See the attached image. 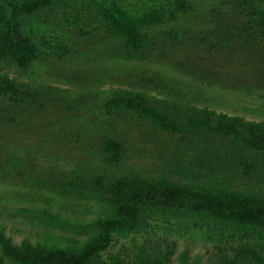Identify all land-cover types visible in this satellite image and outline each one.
I'll list each match as a JSON object with an SVG mask.
<instances>
[{"label": "trees", "instance_id": "16d2710c", "mask_svg": "<svg viewBox=\"0 0 264 264\" xmlns=\"http://www.w3.org/2000/svg\"><path fill=\"white\" fill-rule=\"evenodd\" d=\"M0 2V60L26 70L40 51L36 36L23 29L22 18L38 15L49 2ZM94 3L100 23L121 41L123 60L139 61L149 46L167 39L170 56L179 57L184 70L198 79L264 91V51L259 55L251 46L255 39L264 41V5L252 6L248 20L221 12L218 19L208 20L207 32L192 35L180 29L152 37L149 29L175 22L188 11L186 1L175 0L174 10L152 6L136 13L115 0ZM57 53L66 55L64 48ZM50 99V94L0 78L1 180L27 183L35 156L69 142V137L58 140L59 123L43 117L41 100ZM103 101L107 119L94 118L75 137L87 145L81 150L82 166L71 170L56 165L58 171L42 182L58 195L94 202L95 217L18 209L76 236L11 233L2 227L0 264H264V188L241 183L264 182V124L158 102L141 93L117 92ZM139 133L144 139L140 144L154 148L146 168L136 164L139 159L132 162L138 154L131 140ZM154 223L202 230L214 242L196 255L178 251V242L158 234Z\"/></svg>", "mask_w": 264, "mask_h": 264}, {"label": "rangeland", "instance_id": "374dc122", "mask_svg": "<svg viewBox=\"0 0 264 264\" xmlns=\"http://www.w3.org/2000/svg\"><path fill=\"white\" fill-rule=\"evenodd\" d=\"M47 1L49 4L38 15L22 18L23 29L28 34L36 36L39 58L26 70L7 60H0V78L30 88L44 96L50 94L52 99L48 102L41 100L44 104L43 117L45 121L53 120L59 123L57 125L61 130L57 135L59 141H62L63 137H69L70 140L62 142L63 148H47L35 156L34 169L25 180H28L27 183L0 179V229L5 227L7 232L11 233L34 230L44 235L53 233L76 236L73 232L64 234L58 229H52L46 222L33 219L18 209H52L64 217L78 216L87 220L95 217L97 205L94 202L58 195L44 189L42 182L48 181L50 173L55 174L58 171L56 165L66 166L71 170L75 166H82L79 163L84 161L81 150L87 145L81 139L77 141L75 137L77 133L80 134L79 131L85 129V126L89 127L94 118L107 119L103 99L113 93H141L158 102L180 107L207 108L216 113L240 116L246 121L264 124L263 90L226 88L209 84L214 81L198 79L188 70H184L178 63L179 57L170 56V49L166 46L167 39H164L166 43L161 40L158 45L149 46L139 61L123 60L120 57L121 41L100 23L94 0ZM115 1L131 13L152 6L175 9L173 5L175 0ZM184 1L187 2L188 11L179 14L175 22L149 29L150 36L158 34L165 36L169 31L180 29L188 30L192 35L200 30L207 32L211 29L208 20L218 19L221 12L237 14L243 20H248V12L255 9L252 6L259 9L264 5V0ZM251 46L257 54H263V40L255 39ZM58 48H64L66 55L58 56ZM52 89L56 92H51ZM87 94L89 96H86ZM69 104H73L74 109L69 108ZM53 105L60 109L52 108ZM52 109L55 113L51 112ZM60 114L67 119L59 116ZM124 121L130 122L128 118ZM135 123L140 124L138 121ZM46 139L52 137L48 136ZM142 140L143 133L134 135L131 140L138 154L132 158V162L139 159L136 164L146 168L149 163L147 155L153 153L154 148L146 147L150 144L147 142L140 144ZM74 141L76 143H73ZM241 183L264 188V182L261 180H243ZM153 225L158 234L171 237L178 242V251L188 249L191 255L198 254L202 248L211 247L214 242V238L202 230H183L180 227L166 225L158 227L156 223ZM13 235L15 239L18 238V235Z\"/></svg>", "mask_w": 264, "mask_h": 264}]
</instances>
